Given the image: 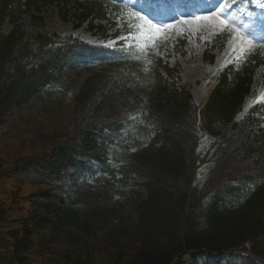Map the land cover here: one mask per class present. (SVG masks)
I'll list each match as a JSON object with an SVG mask.
<instances>
[{"label": "trees", "instance_id": "trees-1", "mask_svg": "<svg viewBox=\"0 0 264 264\" xmlns=\"http://www.w3.org/2000/svg\"><path fill=\"white\" fill-rule=\"evenodd\" d=\"M108 9L94 0L80 20ZM18 14L0 0V264H197L201 250L247 241L264 264V125L232 121L248 79L223 75L201 111L215 148L204 207L190 186L196 119L174 71L70 37L3 33ZM85 59L96 62L75 65ZM94 162L106 176L84 186ZM235 174L260 185L230 208Z\"/></svg>", "mask_w": 264, "mask_h": 264}, {"label": "rangeland", "instance_id": "rangeland-1", "mask_svg": "<svg viewBox=\"0 0 264 264\" xmlns=\"http://www.w3.org/2000/svg\"><path fill=\"white\" fill-rule=\"evenodd\" d=\"M18 1L23 3L27 0ZM75 1L82 2V0H53L45 9H42L41 13L33 15L40 16L43 19L42 24L39 20L35 21L34 17L22 14L17 26L27 35H34L40 31L49 34L56 33L62 37L72 35L87 43L108 48L115 46L120 41H124L125 45L143 46L146 38L144 33L143 35L141 33L122 35L116 38L114 37L116 27V29L109 28L105 35L90 32L86 24L79 29H74L70 14L68 13L67 20L62 18V14L66 11L63 9L66 7V3L69 4L66 9L71 10V5ZM73 12L71 11V13ZM196 17L200 16L196 14L193 17L191 15L179 17L172 21V24L170 23L175 27H164L165 31L155 34L153 38L156 54L169 64L179 67L180 84L191 91L194 102L200 106L206 99L204 93L211 88L222 69L236 62L246 51L256 52L264 49V14L260 15V19L256 15H250L243 23L234 19H226L221 15L220 18L227 22L228 27L220 26L215 20L212 23L203 20L198 24L183 23L186 20L192 21ZM248 26L250 27L248 28ZM11 28V22H5L2 31H10ZM236 30L243 34L244 40L237 37ZM215 35H220L217 42L214 39ZM178 39L185 41L183 47L177 46ZM263 74V68H258L254 72L249 95L243 102L244 107L238 119H241L251 106L264 104ZM199 153L203 155L206 152L201 150ZM68 247L61 246V248Z\"/></svg>", "mask_w": 264, "mask_h": 264}, {"label": "snow or ice", "instance_id": "snow-or-ice-1", "mask_svg": "<svg viewBox=\"0 0 264 264\" xmlns=\"http://www.w3.org/2000/svg\"><path fill=\"white\" fill-rule=\"evenodd\" d=\"M221 11H222V10H221ZM133 15H138V14H133ZM138 18H139L140 20H143L144 23H145V25H147L149 31L152 32V33H154V34H159V33L163 32V31H165V29L160 28V27H157L156 25L151 24V22L145 20L144 17H138ZM202 20H203V21H207V22H209V23H212L213 20H215L216 22H218V24H219L220 26H222V27H228L227 22H226L224 19H221V18H220V13H214V14L211 15V16L196 17V18L193 19L192 21H187V20H186V21H183V23H184V24H188V23L198 24V23H199L200 21H202ZM168 27H169V28H173V27H175V26H173V25H169ZM141 34L143 35V33H141ZM236 35H237V37H238L239 39H241V40H244V39H245V37L243 36V34L240 33L238 30H236ZM249 43H251V42L249 41Z\"/></svg>", "mask_w": 264, "mask_h": 264}]
</instances>
